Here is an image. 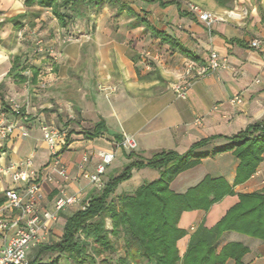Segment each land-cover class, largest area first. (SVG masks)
<instances>
[{
    "label": "crops",
    "instance_id": "0c3cea01",
    "mask_svg": "<svg viewBox=\"0 0 264 264\" xmlns=\"http://www.w3.org/2000/svg\"><path fill=\"white\" fill-rule=\"evenodd\" d=\"M25 1L0 0V109L9 97L24 104L30 117V138L15 136L0 144L5 147L0 152V166L20 162L33 153L34 167L40 171L46 195L42 208H51L61 190L80 194V201L60 211L52 229L41 233L44 239L37 246L48 244L54 233H58L59 240L67 217L80 210L90 195L99 192L81 173L96 171L101 151H116L104 174L107 182L130 161L131 152L140 158H150L162 150L184 153L204 138L221 136L205 147L211 151L228 142L224 136L238 134L264 120V43L258 49L250 46L253 38L264 40V0H107L101 7H83L81 15L63 8L69 14L66 25L59 22L51 7L27 5ZM189 3L222 15L223 20L209 29L189 11ZM230 11L233 14L228 16L226 12ZM20 15L24 17L12 20ZM22 30L25 34L19 37ZM38 30L41 35L47 31L50 39L46 43L57 47L56 56L45 57L34 51V32ZM69 34L74 36L72 40L67 39ZM212 50L218 52L226 66L202 78L188 77L186 96H177L171 86L186 63L204 64ZM15 56L29 64L21 72L28 77L25 82L9 75ZM30 66L37 70L36 77ZM45 79L54 81L39 88ZM237 95L243 98L242 103L231 101ZM70 109L76 113L69 114L74 130L69 132L70 142L60 154L68 169L66 179L51 165L41 127H64L70 121L66 118ZM7 116L12 118L9 112ZM99 121L104 124L100 135L87 138L83 131L92 130ZM124 134L135 137L136 149L117 147ZM85 154L89 160L82 162ZM239 164L232 150L223 151L203 158L171 182V190L185 193L206 176L222 177L234 190L207 211L182 213L179 226L187 234L177 243L181 256L200 224L212 227L239 202L240 194L264 187V154L256 172L235 184ZM47 175L53 180H48ZM159 176L160 170L135 168L132 176L118 185L116 193L134 192ZM20 186L21 182L11 176L0 179V212L10 221L16 212L6 209L5 191ZM15 230L16 225H11L4 235L10 237ZM222 240L248 247L242 258L244 264H264L263 239L226 231ZM124 254L120 249L116 256ZM225 264L236 261L229 258Z\"/></svg>",
    "mask_w": 264,
    "mask_h": 264
},
{
    "label": "trees",
    "instance_id": "16d2710c",
    "mask_svg": "<svg viewBox=\"0 0 264 264\" xmlns=\"http://www.w3.org/2000/svg\"><path fill=\"white\" fill-rule=\"evenodd\" d=\"M106 1L26 0L25 3L51 7L59 22L66 25L69 14L63 12V8L81 15L83 7H101ZM155 33L168 39L161 32ZM27 67L28 63H22L21 57L15 56L9 75L25 82L28 77L21 72ZM30 67L36 77L37 70ZM103 128V121H99L92 130L83 132L87 138H92L99 136ZM218 137L221 136L204 138L184 153L162 150L150 158H140L131 152L130 161L124 168L99 192L90 195L85 209L67 217L59 240L41 245L38 252L48 251L56 255L47 262H40L36 257L29 264H61L63 257L65 264H111L113 254L118 252L120 239L124 241L125 254L116 259V264H225L229 258L235 259L236 264H244L242 258L248 247L237 241H223L222 236L226 231H236L264 240V187L240 194L239 202L212 227L200 224L191 234L182 256L177 246L178 240L187 234V230L179 226L184 211H207L234 190L224 178L206 176L185 193H176L170 188L173 179L205 157L232 150L240 159L235 179V184H238L251 177L263 160L264 120L238 134L224 136L227 143L211 151L206 150L205 147ZM4 150L5 147H0V152ZM143 167L160 170V176L140 185L134 192L116 193L118 185L132 176L133 169Z\"/></svg>",
    "mask_w": 264,
    "mask_h": 264
},
{
    "label": "built area",
    "instance_id": "2783aa9c",
    "mask_svg": "<svg viewBox=\"0 0 264 264\" xmlns=\"http://www.w3.org/2000/svg\"><path fill=\"white\" fill-rule=\"evenodd\" d=\"M189 11L209 29L218 20H223V16L215 12L204 10L199 6L189 3ZM232 15L233 11L226 12ZM24 34L20 33L19 37ZM74 37L69 34L67 39L72 40ZM264 43L261 38H253L250 46L260 48ZM34 51L41 53L43 56H56L54 48L48 46L41 37H36L34 41ZM146 54H149L147 51ZM148 66H150L148 64ZM226 63L220 60L218 52L212 50L209 60L204 64H196L193 61L186 63L177 82L171 86L172 91L180 97H185L189 88L190 81L188 77L202 78L209 72L216 71L225 67ZM54 79H45L40 82L39 88H46L51 85ZM234 103H242L243 98L237 95L231 100ZM5 106L0 109V144L6 143L15 136L27 138L30 136L28 123L30 121L29 112L25 105L13 97L5 101ZM10 113L12 118L7 116ZM42 137L47 144L50 152L51 165L57 173L68 178V169L60 159V152L68 145L69 132L64 127H58L51 124H44L41 127ZM117 147L126 150H134L137 147V141L134 136L124 134L122 139L117 142ZM101 161L97 165L95 172L83 170L81 176L94 184L99 190L105 186L104 174L107 166L114 160L116 151H101ZM89 155L85 154L82 162H87ZM9 176L15 182H21L20 187L8 188L5 191L6 209L16 212L14 220L10 221L0 212V264H29V250L32 246L44 239L41 233L49 232L53 224L57 221L59 212L65 207L73 205L80 201V194H67L61 190L55 199L51 208H42L46 195L40 183V171L34 167V154H28L20 162H11L6 166H0V179H6ZM48 180H53L51 175H47ZM23 190V191H22ZM85 204L81 209H85ZM11 225H16L15 233L7 237L5 232Z\"/></svg>",
    "mask_w": 264,
    "mask_h": 264
},
{
    "label": "rangeland",
    "instance_id": "374dc122",
    "mask_svg": "<svg viewBox=\"0 0 264 264\" xmlns=\"http://www.w3.org/2000/svg\"><path fill=\"white\" fill-rule=\"evenodd\" d=\"M39 30H41V27H40V29ZM35 31L34 33H35V37L34 38H38V37H41V38H43L44 40H45V42H47L48 41V39H50V37H48V33H47V31L45 30V31H43L44 32V35L42 34L41 35V33H40V31ZM20 33H23V34H25V32L22 30V31H20L19 33H18V36H19V34ZM74 37V36H73ZM53 48H54V51H55V53H56V55H57V53H58V49H57V47H55V46H52ZM6 49H8V48H6ZM9 58L11 59V56L9 55ZM6 96V94H4L3 93V97H5ZM10 98V97H9ZM76 104L78 105L79 103L78 102H76ZM69 114H74V116L76 115V113H75V111H73L72 109H70V111H68V114L66 115L67 117V119H70V121L67 123V125H63L67 130H68V132H71L72 130H74V125H71V118L72 117H70V115ZM77 118V117H76ZM72 120H74V119H72ZM77 120V119H76ZM75 121V120H74ZM55 126H58V127H60V125L58 124H56ZM30 138V136H28L26 139H29ZM40 158V157H39ZM39 158H37V160L39 159ZM42 159V158H41ZM108 225H109V221H108ZM110 226V225H109ZM58 237V233H54V237H52L49 241H48V243H51V242H55V241H58L56 238ZM41 245V244H40ZM40 245H38V246H32L30 249H31V253L28 255L29 257V260H33L34 258H38L39 259V261L40 262H47L48 260H50L51 258H53L55 255H56V253H52V252H48V251H45V252H42L41 254H38V252H39V250L41 249V246ZM120 249H121V251L123 250L124 251V249H125V246H124V241H123V239H120L119 240V251H120ZM117 254H118V252H117ZM118 257L116 256V254H113V257H112V262H111V264H116L115 262H116V259H117ZM66 263V259L63 257L62 258V260H61V264H65Z\"/></svg>",
    "mask_w": 264,
    "mask_h": 264
}]
</instances>
